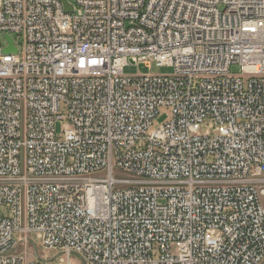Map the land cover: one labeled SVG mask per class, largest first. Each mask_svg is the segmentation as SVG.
<instances>
[{
  "label": "built area",
  "instance_id": "obj_1",
  "mask_svg": "<svg viewBox=\"0 0 264 264\" xmlns=\"http://www.w3.org/2000/svg\"><path fill=\"white\" fill-rule=\"evenodd\" d=\"M65 1L0 0V264H264V0Z\"/></svg>",
  "mask_w": 264,
  "mask_h": 264
},
{
  "label": "rangeland",
  "instance_id": "obj_2",
  "mask_svg": "<svg viewBox=\"0 0 264 264\" xmlns=\"http://www.w3.org/2000/svg\"><path fill=\"white\" fill-rule=\"evenodd\" d=\"M16 45L19 49V52L23 53V40L19 39L16 41ZM173 74V70L170 67H156L155 65H152L150 68L143 64H133L131 62H128V65L123 69V75L125 77H137V76H171ZM230 75H239V70L237 67H231L230 69ZM170 121V111L166 108H162L159 111V115L155 118L152 126V131L156 130L160 126L166 124ZM64 122H56L54 131L55 135L57 137H61L64 129ZM124 176V175H122ZM27 242L22 244L21 248L19 249V252H22L24 257L28 261L38 262L42 257L45 258H51L54 253L53 252H45L40 244V241L36 239L34 235H28L26 237ZM54 260L53 262H56ZM72 263L73 264H81L79 259L77 257H72Z\"/></svg>",
  "mask_w": 264,
  "mask_h": 264
},
{
  "label": "water",
  "instance_id": "obj_3",
  "mask_svg": "<svg viewBox=\"0 0 264 264\" xmlns=\"http://www.w3.org/2000/svg\"><path fill=\"white\" fill-rule=\"evenodd\" d=\"M62 4H63V7H64V11L66 13H70L71 12V7L67 4V2L65 0H59ZM6 38V41L8 42V48H6L4 50V53L5 54H11V53H16V49L12 46V42H11V39L9 37H5Z\"/></svg>",
  "mask_w": 264,
  "mask_h": 264
}]
</instances>
